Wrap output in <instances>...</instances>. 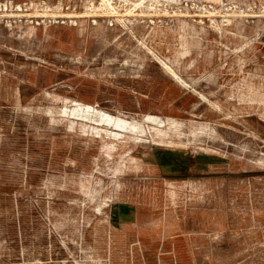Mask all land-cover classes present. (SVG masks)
<instances>
[{
    "label": "rangeland",
    "instance_id": "374dc122",
    "mask_svg": "<svg viewBox=\"0 0 264 264\" xmlns=\"http://www.w3.org/2000/svg\"><path fill=\"white\" fill-rule=\"evenodd\" d=\"M0 264H264V0H0Z\"/></svg>",
    "mask_w": 264,
    "mask_h": 264
}]
</instances>
